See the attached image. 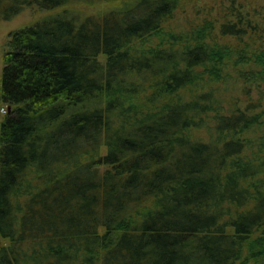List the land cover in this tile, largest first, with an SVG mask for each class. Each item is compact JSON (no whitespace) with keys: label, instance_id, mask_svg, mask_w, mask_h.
I'll use <instances>...</instances> for the list:
<instances>
[{"label":"trees","instance_id":"trees-1","mask_svg":"<svg viewBox=\"0 0 264 264\" xmlns=\"http://www.w3.org/2000/svg\"><path fill=\"white\" fill-rule=\"evenodd\" d=\"M128 3L0 0V264H264V22Z\"/></svg>","mask_w":264,"mask_h":264},{"label":"rangeland","instance_id":"rangeland-1","mask_svg":"<svg viewBox=\"0 0 264 264\" xmlns=\"http://www.w3.org/2000/svg\"><path fill=\"white\" fill-rule=\"evenodd\" d=\"M137 0H129V3L125 6H131L135 4ZM235 3L237 6L245 7V11L250 12L251 16L263 24L264 22V0H181L180 8L175 15L174 20L170 23V27L176 29H183L185 25L189 23V21H197V19L203 20V18L207 15L216 14V12L223 8L225 11L229 6H232ZM120 3L116 4H103V3H82L77 5L76 10L79 11V15L90 16V15H98V13L105 12L108 9L113 7H119ZM79 7V9H77ZM73 9V8H72ZM41 16H43L41 14ZM40 15L32 14L31 11L26 10L11 20H2L0 18V69L3 66V56L4 52L7 49V42L9 40V35L11 32L23 29L30 25H33L37 18ZM173 28V29H174ZM1 72V71H0ZM237 95V93H234ZM6 111L2 109L0 106V119H3Z\"/></svg>","mask_w":264,"mask_h":264}]
</instances>
